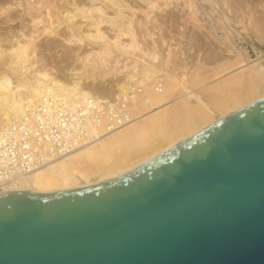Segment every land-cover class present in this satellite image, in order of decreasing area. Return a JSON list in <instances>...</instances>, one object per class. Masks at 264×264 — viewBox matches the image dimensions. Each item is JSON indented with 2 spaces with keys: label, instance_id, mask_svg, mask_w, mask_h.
<instances>
[{
  "label": "water",
  "instance_id": "1",
  "mask_svg": "<svg viewBox=\"0 0 264 264\" xmlns=\"http://www.w3.org/2000/svg\"><path fill=\"white\" fill-rule=\"evenodd\" d=\"M0 264H264V96L121 175L0 194Z\"/></svg>",
  "mask_w": 264,
  "mask_h": 264
},
{
  "label": "bare ground",
  "instance_id": "2",
  "mask_svg": "<svg viewBox=\"0 0 264 264\" xmlns=\"http://www.w3.org/2000/svg\"><path fill=\"white\" fill-rule=\"evenodd\" d=\"M89 1L87 6L73 2L71 9H65L66 36L59 33L61 21L48 18V24L39 29L38 24L45 20L41 13V5L45 0H29L26 5L21 0L18 1L21 11L25 16L29 15L27 17H30L31 22H23V19L15 32L6 30L5 34H0V138L11 126L33 118V110L47 102L49 97L53 99L55 107H61L62 103L82 107L88 98L100 102L110 97L117 100L126 97L129 101L127 107L131 116L130 122L93 142L79 145L68 154L52 158L27 174H14L1 161L0 156V194L19 190L42 193L84 187L121 175L227 114L264 96V64L261 60L252 62L246 51H240L237 43L225 35L237 32L242 37L243 30H236L225 15L226 10L233 8L224 7L219 0H200V3L208 4L211 1L214 4L212 7L224 14L221 28H224L222 31L225 34L222 36L229 39V51L238 60L235 67L214 76L212 82L217 83V80L230 76L233 72H245L250 88L241 93V85L238 86L241 88L240 93L235 88L239 94L229 93L232 87L229 90L224 87L226 83H223V88L221 85L212 87L214 93H210V97H204L186 85L175 73L176 70L172 72L173 69L171 71L165 67L167 63L160 64L156 41L148 29L145 28L142 35L147 36L150 42L146 43L145 38H142L144 44L139 42L140 36L137 35L134 23L135 7L125 0H108V5H95L96 0ZM141 1L143 7L138 6V12H143L146 22L152 18L150 14L152 16L155 10L161 11L177 4V10L185 7L192 10L198 5L196 0H181V6L178 0ZM15 3L13 0H0V16L11 15ZM262 6L264 9V5ZM107 9H111L113 14H107ZM191 13L195 14L194 11ZM80 19L86 23L80 24ZM103 26L112 29L111 34L102 29ZM47 36L60 38L70 45L88 44L89 47L84 53H74V63L65 68L62 74L53 66H27L26 61L38 57V51L33 46ZM262 57L263 54L258 58ZM234 80L235 84L236 81H243L239 78Z\"/></svg>",
  "mask_w": 264,
  "mask_h": 264
},
{
  "label": "rangeland",
  "instance_id": "3",
  "mask_svg": "<svg viewBox=\"0 0 264 264\" xmlns=\"http://www.w3.org/2000/svg\"><path fill=\"white\" fill-rule=\"evenodd\" d=\"M13 1H16V3H15V8L10 13L11 15H1L0 16V34L2 35L5 34L6 30H10V31L14 30L15 32L16 29L19 28L20 24H22L23 19H24L23 22H26V23L31 22L30 21L31 19H29L30 17H27L29 15L25 16L23 11H21L22 7L19 6V4H17L19 0H13ZM21 1L26 5L29 0H21ZM45 1L46 2L41 5V13L44 16L45 20H43L42 23L38 24L39 29H41L45 24H48L47 23L48 18L49 20H53V21H61L60 23L61 26L59 25L60 27L59 33H61L63 36L64 35L66 36L67 34L65 31L66 27L64 25L65 24L64 14L66 10L71 9V7H73L72 5L73 2H76L80 6L82 5L87 6L90 3L89 0H74V1L73 0H45ZM125 1L131 4V6L136 8V11L134 13V21L136 22L134 23H135V29L137 30V35L139 34L140 36L139 42L143 44L145 43L144 40L146 41V43L150 42L147 36L142 35L144 33L145 28L148 29V31L152 33V35L154 36V40L156 41L157 50H158L157 51L158 59H159L160 64L165 63L166 65L167 63V66L165 67H167L168 70L170 69L172 71L173 69L172 72H174V70L178 71V72L175 71L178 77L184 80L186 85L194 89V91H197L198 94H202V96L204 97L205 96L210 97L209 94L214 93V91L212 90V87L218 86V85H221L220 87H222L223 83H226V86L224 87H226L229 90L231 89L230 87H232V90L230 91L227 90L229 93H234V92L238 93V91L240 93L241 88H242L241 93L248 91V89L250 88L249 87L250 85L247 82L248 76L245 74V72H241L242 74L240 72H237V73L233 72L230 74V76H225V78L223 77L221 80H217L218 81L217 83H215L216 81L212 82L213 81L212 79L214 76L216 75L218 76L222 72L224 73V71H227L228 69H232L235 63L237 62L238 58L233 57L232 56L233 52L229 51L230 50L229 39H225L222 36L225 34V32L222 31V29L224 28H221L224 24L222 23V20H221L224 18V14H222L220 10H217V8L212 7V5L214 4L210 3L211 1L208 2V4H204L206 2L200 3L201 2L200 0H196V1L194 0L199 6L202 7L200 9V7L197 5V7L195 8H198L199 10L198 11L195 8L191 10L190 8H186V7L184 9L177 10L179 9V8H176L178 7L177 2H179L180 6L182 3L181 0H178L176 2L177 4L176 6L172 5L164 10H161L162 12L159 10H155L156 12L155 13L153 11L152 16L150 14V17L152 18L148 19V22L145 21L146 18L143 12L142 11L138 12L139 11L138 6L139 8L143 7V2L141 0H125ZM219 2L221 5L224 4V7L226 8L228 7L233 8L232 10H229V11L226 10L227 14L225 13V15L229 18V20L232 21V24L236 28V30L238 29L239 31L243 30L242 37L236 34L237 32H233L231 34L227 33L225 35H227L228 37H231L230 39L234 43L235 42L237 43V45L240 48V51H246L245 52L246 55L250 59H252V62L261 60L262 63L264 64V9L262 6L264 5L263 3L264 0H225V1L219 0ZM94 3L95 5H101V4L108 5L110 2L108 0H96L94 1ZM209 5L211 8L208 7ZM194 9L198 12H196ZM192 11H194L195 13L194 15L193 13H191ZM22 13H23V17H22ZM107 14L112 15L113 14L112 10L107 9ZM151 19L153 21H151ZM80 20L82 21L80 22ZM80 20H79L80 24L83 25L86 23L83 19H80ZM215 20H216V23H215ZM210 21L213 24H210L211 23ZM235 21L236 22L238 21L237 24ZM136 23H137V26H136ZM204 24H207V25H204ZM242 24H245V25H242ZM207 26L208 27L211 26V28L210 27L208 28ZM102 29H104L105 31L108 30L107 31L108 34L109 33L111 34L112 32V29H110L108 26H103ZM219 35L222 37H220ZM142 38L143 39L145 38V39L143 40ZM146 46H148V44H146ZM33 47L35 48L36 51H38L37 52L38 57L30 58L28 61H26L27 66H31L33 64H35L36 66H40V67H43V65L44 67L53 66L54 68H56V70L59 73L62 74L65 68H68L74 63L75 55L73 54L76 52H79V54L84 53L85 51H87V48L89 47V45L88 44H85V46L84 45H70L64 42V40L60 38L47 36V37L42 38L40 41H38ZM261 54H263V57L258 58L259 55ZM239 57H241V55ZM242 76L245 78H242ZM237 78L241 80L243 79V81H240L241 84L238 83L239 81H236V84H235L234 79L237 80ZM161 82L164 83L163 81ZM202 82L206 84L205 86L201 85L202 86L201 87L200 84H203ZM245 82L246 84H244ZM109 83L112 84L111 82ZM237 83L239 85H237ZM110 84L108 85L110 86ZM235 85H237V87ZM238 86H241V88H238ZM262 87H264V83ZM235 88L239 90L236 92ZM244 88H246L247 90H245ZM243 95H246V94H243Z\"/></svg>",
  "mask_w": 264,
  "mask_h": 264
},
{
  "label": "built area",
  "instance_id": "4",
  "mask_svg": "<svg viewBox=\"0 0 264 264\" xmlns=\"http://www.w3.org/2000/svg\"><path fill=\"white\" fill-rule=\"evenodd\" d=\"M128 102L126 97L100 102L88 98L82 107L64 103L55 107L49 97L33 110V118L11 126L0 138L1 161L14 174L30 173L54 157L126 125L131 119Z\"/></svg>",
  "mask_w": 264,
  "mask_h": 264
}]
</instances>
